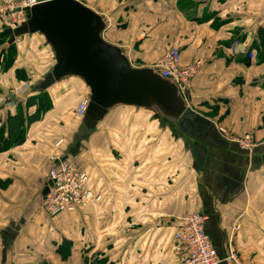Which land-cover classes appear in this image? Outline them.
<instances>
[{"label":"crops","instance_id":"1","mask_svg":"<svg viewBox=\"0 0 264 264\" xmlns=\"http://www.w3.org/2000/svg\"><path fill=\"white\" fill-rule=\"evenodd\" d=\"M80 1L106 17L105 39L133 66L155 68L176 47L183 66L201 63L185 91L195 116L162 130L151 113L121 107L88 136L75 111L90 92L71 78L44 92L53 107L28 123L37 106L26 103L40 92L17 79L22 55L0 67V264H179L173 236L195 212L221 264H264V0ZM221 127L228 138L251 133L253 150ZM66 161L90 174L101 200L49 217L41 197Z\"/></svg>","mask_w":264,"mask_h":264},{"label":"water","instance_id":"2","mask_svg":"<svg viewBox=\"0 0 264 264\" xmlns=\"http://www.w3.org/2000/svg\"><path fill=\"white\" fill-rule=\"evenodd\" d=\"M20 28L7 29L8 43L24 36L39 35L53 52L55 65L34 90L75 78L89 89L88 108L82 127L91 135L108 114L127 107L153 115L162 130L184 129L195 116L182 89L155 68L136 67L124 49L105 39L106 17L80 0H47L26 10ZM53 186L48 181L46 196Z\"/></svg>","mask_w":264,"mask_h":264},{"label":"built area","instance_id":"3","mask_svg":"<svg viewBox=\"0 0 264 264\" xmlns=\"http://www.w3.org/2000/svg\"><path fill=\"white\" fill-rule=\"evenodd\" d=\"M46 0H0V31L15 30L26 22V10ZM201 63L183 66L181 51L178 47L170 49L159 61L155 69L162 77L172 79L182 92L191 88L192 79L199 73ZM88 98L83 99L75 111V116L83 118L88 108ZM225 138L250 153L255 146L250 133L242 138H228L225 128H219ZM55 160V158H53ZM53 186L46 196L41 197V208L49 217L75 213L90 204L101 200L90 187V174L74 162H60L49 172ZM207 218L200 213L186 215L180 228L173 236V254L179 264H221L219 254L206 234ZM238 230V228H236ZM228 262L239 263L234 251Z\"/></svg>","mask_w":264,"mask_h":264},{"label":"rangeland","instance_id":"4","mask_svg":"<svg viewBox=\"0 0 264 264\" xmlns=\"http://www.w3.org/2000/svg\"><path fill=\"white\" fill-rule=\"evenodd\" d=\"M29 39H33V40H30L29 42H27L25 38H22L20 40L18 39V41H16L17 46L15 45L16 47L12 53L16 55V58H18L19 54L22 55L23 60H21V63L19 65L25 67V68H21L20 71L19 70L16 71V72L19 71L20 73L19 76L16 73L17 79L26 85L30 84L28 86L31 89H35L37 83L41 81L40 80L41 75L51 67L50 63L48 65L47 59L49 57L53 58V52L50 49V47H47L45 45L44 39L42 37H39L38 35H36L34 36V38L31 37ZM14 67H16V63L14 64L12 69ZM1 72L7 73V71H4L3 68H1ZM21 108L22 107L20 106L19 109L22 111L21 114L19 113V116L17 120L14 121V123H12L13 121L11 122L10 127H13L14 125L16 126L19 124L20 122L19 120H21L20 118L23 117L24 115L23 109ZM14 128L11 129L12 131L11 133L13 134L11 136V141L14 139V135L16 133V131L14 133ZM25 133H26V130H25Z\"/></svg>","mask_w":264,"mask_h":264},{"label":"trees","instance_id":"5","mask_svg":"<svg viewBox=\"0 0 264 264\" xmlns=\"http://www.w3.org/2000/svg\"><path fill=\"white\" fill-rule=\"evenodd\" d=\"M10 35L5 34V31H0V67L4 69V71L10 70L14 64L16 63V55L12 52L15 49V44H9ZM18 76L20 75L19 71L16 72ZM20 78V77H19ZM27 108H31L34 106H37V113L30 117L28 120V123L37 122L42 115L49 112L53 105L51 104V100L49 99V96L45 93H40L36 95V97H32L27 101ZM21 110H19V113L21 114ZM20 122L17 126L16 130V137L13 141L14 145H21L23 144L25 140V119L23 117L20 118ZM4 132L3 130L0 131V136L2 135L3 139H0V142H4Z\"/></svg>","mask_w":264,"mask_h":264}]
</instances>
